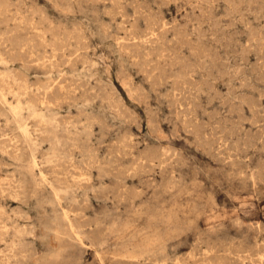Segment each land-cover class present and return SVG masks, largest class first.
Listing matches in <instances>:
<instances>
[{"label": "rangeland", "instance_id": "374dc122", "mask_svg": "<svg viewBox=\"0 0 264 264\" xmlns=\"http://www.w3.org/2000/svg\"><path fill=\"white\" fill-rule=\"evenodd\" d=\"M0 40V264H264V0H0Z\"/></svg>", "mask_w": 264, "mask_h": 264}, {"label": "bare ground", "instance_id": "6f19581e", "mask_svg": "<svg viewBox=\"0 0 264 264\" xmlns=\"http://www.w3.org/2000/svg\"><path fill=\"white\" fill-rule=\"evenodd\" d=\"M176 1V0H175ZM205 1V0H204ZM240 1V0H239ZM2 5V4H1ZM7 5V4H6ZM9 5H11V4H9ZM5 6V5H4ZM4 8V7H3ZM7 8V7H6ZM111 9V8H110ZM142 9V8H141ZM193 9V8H192ZM120 10V9H119ZM236 11V10H235ZM255 12V11H254ZM36 13V12H35ZM124 13V12H123ZM206 13V12H205ZM227 13V12H226ZM251 13V12H250ZM237 14V13H236ZM233 15V14H232ZM126 16H124V18H125ZM197 17V16H196ZM123 18V17H122ZM123 18V19H124ZM152 18V17H151ZM198 18V17H197ZM242 18V17H241ZM199 20V19H198ZM4 22V21H3ZM124 22V21H123ZM122 22V23H123ZM150 22V21H149ZM154 22V21H153ZM196 22V21H195ZM21 23V22H20ZM131 24V23H130ZM158 24V23H157ZM250 24V23H249ZM18 25H19V23H18ZM17 25V26H18ZM136 25V24H135ZM150 25V24H149ZM14 26H16V23H15V25ZM147 26V25H146ZM54 27V26H53ZM136 27V26H135ZM249 27H251V26H249ZM7 28H9V27H7ZM15 28V27H14ZM18 28H19V26H18ZM31 28V27H30ZM35 28V27H34ZM24 29V28H23ZM31 29H33V28H31ZM60 29V28H59ZM119 29V28H118ZM130 29V28H129ZM135 29V28H134ZM133 29V30H134ZM152 29V28H151ZM161 29V28H160ZM7 30V29H6ZM132 30V29H131ZM148 30V29H147ZM150 30V29H149ZM199 30V29H198ZM9 31H10V29H9ZM13 31V30H12ZM26 31V30H25ZM33 31V30H32ZM14 32H15V30H14ZM14 32H13V34H14ZM16 32H18V31H16ZM31 32V31H30ZM36 32V31H35ZM39 32V31H38ZM47 32V31H46ZM7 33V32H6ZM5 33V34H6ZM11 33V32H10ZM10 33H7V34H10ZM22 33V32H21ZM29 33V32H28ZM43 33V32H42ZM177 33V32H176ZM12 34V35H13ZM16 34V33H15ZM26 34V33H25ZM58 34V33H57ZM65 34H67V32H65ZM135 34V33H134ZM3 35V34H2ZM11 35V34H10ZM17 35V34H16ZM43 35V34H42ZM54 35V34H53ZM56 35V34H55ZM131 35V34H130ZM133 35V34H132ZM188 35V34H187ZM14 36V35H13ZM31 36V35H30ZM148 36V35H147ZM11 37V36H10ZM17 37V36H16ZM29 37V36H28ZM34 37H36V36H34ZM41 37L42 36H40V34H39V38L41 39ZM180 37V36H179ZM254 37V36H253ZM14 38V37H13ZM20 38H22V37H20ZM136 38V37H135ZM256 38V37H255ZM5 39H7V38H4L3 40L5 41ZM24 39H27V38H24ZM31 38L29 37V40H30ZM43 39V38H42ZM68 39V38H67ZM127 39V38H126ZM138 39V38H137ZM16 40V39H15ZM118 40V39H117ZM122 40V39H121ZM1 41V40H0ZM13 41V40H12ZM18 41V40H17ZM43 41V40H42ZM42 41H41V43H42ZM49 41V40H48ZM53 41V40H52ZM59 41V40H58ZM58 41H56L57 43H58ZM70 41V40H69ZM86 41V40H85ZM2 42V41H1ZM34 42V41H33ZM77 42V41H76ZM116 42V41H115ZM129 42V41H128ZM150 42V41H149ZM257 42V41H256ZM259 42H260V40H259ZM23 43V42H22ZM61 43V42H60ZM64 43V42H63ZM235 43V42H234ZM4 44V42L2 43V45ZM62 44V43H61ZM61 44H59V45H61ZM65 44V43H64ZM77 44H79V41H78V43ZM145 44V43H144ZM38 45H39V43H38ZM40 45H42V44H40ZM80 45H81V43H80ZM127 45V44H126ZM136 45H137V43H136ZM135 45V46H136ZM188 45V44H187ZM22 46V45H21ZM28 46V45H27ZM29 46H31V45H29ZM53 46V45H52ZM51 46V47H52ZM61 46H63V45H61ZM65 46H66V44H65ZM65 46H63V48H66ZM68 46H69V44H68ZM77 46V45H76ZM134 46V47H135ZM18 47H19V45H18ZM23 47V46H22ZM35 47H37V46H35ZM34 47V48H35ZM60 47V46H59ZM79 47V46H78ZM81 47V46H80ZM190 47V46H189ZM69 49H70V47H68ZM161 48V47H160ZM252 48V47H251ZM21 49V48H20ZM20 49H19V51H20ZM52 49V48H51ZM61 49V48H60ZM38 50H39V48H38ZM44 49H41L40 51L42 52ZM196 50V49H195ZM195 50H193V51H195ZM14 51V50H13ZM28 51V50H27ZM128 51V50H127ZM164 51V50H163ZM191 51V50H190ZM23 52H24V50H23ZM23 52H21V53H23ZM30 52V51H29ZM52 52V51H51ZM64 52H66V51H64ZM147 52V51H146ZM243 52V51H242ZM260 52V51H259ZM17 52H15V54H16ZM27 53V52H26ZM43 53H45V51L43 52ZM53 53V52H52ZM10 54V53H9ZM14 54V55H15ZM23 54H25V53H23ZM36 54H37V52H36ZM62 54V53H61ZM61 54H58V55H60L61 56ZM173 54V53H172ZM6 55V54H5ZM19 55H20V52H19ZM52 55V54H51ZM72 55V54H71ZM70 55V56H71ZM263 55V54H262ZM7 56V55H6ZM10 56V55H9ZM21 56V55H20ZM23 56V55H22ZM36 56V55H35ZM38 56V55H37ZM36 56V58H38ZM41 56V55H40ZM69 56V55H68ZM11 57H12V55H11ZM26 57V56H25ZM63 57V56H62ZM72 57V56H71ZM16 58H18V55H17V57H14V59H16ZM23 58V57H22ZM28 58V57H27ZM34 58V57H33ZM44 58H45V56H44ZM52 58H53V56H52ZM67 58V57H66ZM160 58V57H159ZM41 59V58H40ZM56 59V58H55ZM59 59V58H58ZM61 59V58H60ZM158 59V58H157ZM2 60V59H1ZM25 60L26 59H24L23 58V62H25ZM30 60H31V58H30ZM164 60V59H163ZM264 60V59H263ZM21 61V60H20ZM31 61H33V59L31 60ZM46 61V60H45ZM44 61V63H47V62H45ZM49 61V60H48ZM50 61H52V60H50ZM61 61H62V59H61ZM73 61V60H72ZM143 61H145V60H143ZM3 62V61H2ZM23 62H22V64H23ZM146 62V61H145ZM26 63V62H25ZM32 63V62H31ZM50 63V62H49ZM48 63V64H49ZM56 63H57V61H56ZM179 63V62H178ZM27 64H29V62L27 63ZM74 64V63H73ZM38 65H39V63H38ZM37 65V66H38ZM47 65V64H46ZM51 65V64H50ZM49 65V66H50ZM180 65V64H179ZM178 65V66H179ZM29 66H30V64H29ZM53 66V65H52ZM59 66V65H58ZM170 66V65H169ZM23 67H24V64H23ZM31 67V66H30ZM33 67H35V66H33ZM40 67V66H39ZM46 67H48V66H46ZM56 67V66H55ZM24 68H26V67H24ZM27 68H29V67H27ZM43 68H45L44 66L42 67V69ZM49 68V67H48ZM37 69H38V67H37ZM30 70V69H29ZM49 69H47L46 71H48ZM143 70V69H142ZM157 71V70H156ZM147 72V71H146ZM163 72V71H162ZM51 73V71L49 72V74ZM256 73V72H255ZM0 74H1V72H0ZM15 74V73H14ZM18 75V74H17ZM152 75V74H151ZM188 75V74H187ZM23 76H25V75H23ZM18 77H20L19 75H18ZM61 77V76H60ZM22 78V77H21ZM26 78H28V77H26ZM189 78V77H188ZM23 79H24V77H23ZM62 79H64V78H62ZM60 80H61V78H60ZM59 80V81H60ZM49 81V80H48ZM260 81V80H259ZM42 82V81H41ZM194 82H195V80H194ZM33 83V82H32ZM77 83V82H76ZM34 84V83H33ZM51 84V83H50ZM174 84V83H173ZM175 85V84H174ZM36 86V85H35ZM44 87H46L45 86V84L43 85ZM49 86H52V85H49ZM48 86V87H49ZM58 86V85H57ZM61 86V85H60ZM72 86H74V85H72ZM172 86V85H171ZM65 87L67 88V86L65 85ZM18 88V87H17ZM30 88H31V85H30ZM34 88V87H33ZM43 88V87H42ZM54 88H56L55 86H54ZM73 88V87H72ZM172 88V87H171ZM178 88V87H177ZM37 90H38V88H36ZM49 89V88H48ZM47 89V90H48ZM68 90H70V89H68ZM73 90H74V88H73ZM19 91V90H18ZM45 91V90H44ZM52 91V90H51ZM54 91V90H53ZM65 91H66V89H65ZM111 91V90H110ZM178 91V90H177ZM47 92V91H46ZM56 92H58V91H56ZM12 93H14V92H12ZM19 93V92H18ZM17 93V94H18ZM26 93V92H25ZM53 93V92H52ZM32 94V93H31ZM49 94V93H48ZM57 94V93H56ZM61 94V93H60ZM64 94V93H63ZM67 94V93H66ZM29 95V94H28ZM40 95V94H39ZM65 95V94H64ZM33 96V95H32ZM54 96V95H53ZM59 96V95H58ZM21 97V96H20ZM44 97V96H43ZM46 97V96H45ZM60 97H61V95H60ZM54 98V97H53ZM64 98V97H63ZM244 98V97H243ZM20 99V98H19ZM29 99V98H28ZM33 99V98H32ZM178 99V98H177ZM249 99V98H248ZM11 100V99H10ZM34 100H36V98L34 99ZM37 100H41L40 98L39 99H37ZM46 100V99H45ZM48 100V99H47ZM52 100V99H51ZM29 102V101H28ZM32 102V101H31ZM36 102V101H35ZM44 102V101H43ZM54 102V101H53ZM60 102H62V101H60ZM30 103V102H29ZM33 103V102H32ZM30 105V104H29ZM32 105V104H31ZM44 105H46V103L44 104ZM58 105V104H57ZM61 105V104H60ZM33 106V105H32ZM42 106V105H41ZM24 107V106H23ZM37 108V107H36ZM52 108V107H51ZM55 108V107H54ZM46 109V108H45ZM62 109V108H61ZM6 110V109H5ZM16 110V109H15ZM41 110V109H40ZM35 112V111H34ZM13 113V112H12ZM125 113V112H124ZM179 113V112H178ZM190 113V112H189ZM28 114V113H27ZM33 114H35V113H33ZM39 115V114H38ZM15 116H17V115H15ZM67 117V116H66ZM33 118V117H32ZM54 118V117H53ZM190 118V117H189ZM14 119H15V117H14ZM27 119H28V117H27ZM38 119V118H37ZM55 119V118H54ZM58 119V118H57ZM188 119V118H187ZM32 120V119H31ZM47 120V119H46ZM12 121V120H11ZM39 121V120H38ZM50 121V120H49ZM48 121V122H49ZM55 121H56V119H55ZM5 122V121H4ZM35 122V121H34ZM58 122V121H57ZM62 122V121H61ZM60 122V123H61ZM191 122V121H190ZM39 123V122H38ZM43 123V122H42ZM193 123V122H192ZM192 123L190 124V125H192ZM16 124V123H15ZM40 124V123H39ZM195 124V123H194ZM16 125H18V123L16 124ZM65 125V124H64ZM43 126H45L44 124H43ZM32 127H33V125H32ZM38 128H39V126H37ZM198 127V126H197ZM20 128V127H19ZM34 128H35V125H34ZM51 129V128H50ZM217 129V128H216ZM13 130V129H12ZM31 130H33V129H31ZM38 130V129H37ZM41 130H42V128H41ZM53 130V129H52ZM43 131H45L44 129H43ZM212 131H213V129H212ZM22 132V131H21ZM49 131H47V133H48ZM189 132V131H188ZM27 133L28 132H26L25 130L23 131V135H24V137L26 138V136H27ZM35 133V132H34ZM38 134H39V132H37ZM47 133H46V135H47ZM75 133V132H74ZM129 133H131V132H129ZM41 134V133H40ZM53 134V133H52ZM62 134V133H61ZM125 134V133H124ZM127 135V134H126ZM208 135V134H207ZM15 136V135H14ZM36 136V135H35ZM51 136V135H50ZM52 136H54V135H52ZM1 137V136H0ZM15 137H17V136H15ZM18 137H19V135H18ZM37 137V136H36ZM45 137V136H44ZM55 137V136H54ZM54 137H52V138H54ZM60 137V136H59ZM48 138H50V137H48ZM18 139V138H17ZM33 139V138H32ZM36 139V138H35ZM41 139H43V138H41ZM46 139H47V136H46ZM56 139V138H55ZM14 140H16V139H14ZM27 140H28V138H27ZM34 140V139H33ZM50 140H51V138H50ZM25 141V140H24ZM24 141H22V142H24ZM29 141V140H28ZM46 141V140H45ZM52 141V140H51ZM35 142V141H34ZM44 142V141H43ZM53 142V141H52ZM7 143H8V141H7ZM6 143V144H7ZM203 143V142H202ZM207 143V142H206ZM5 144V143H4ZM23 144V143H22ZM26 144V143H25ZM27 144H29V143H27ZM237 144V143H236ZM3 145V144H2ZM1 145V146H2ZM77 145V144H76ZM128 145V144H127ZM251 145V144H250ZM29 146V145H28ZM58 146V145H57ZM27 147V146H26ZM50 147H52V145L50 146ZM73 147H74V145H73ZM122 147V146H121ZM208 147V146H207ZM232 147V146H231ZM3 148V147H2ZM11 148V147H10ZM16 148V147H15ZM17 148H20V147H17ZM27 148H29V147H27ZM48 148V147H47ZM60 148H62V147H60ZM70 148H72V147H70ZM83 148V147H82ZM209 148V147H208ZM1 149V148H0ZM14 149V148H13ZM30 149V148H29ZM51 149V148H50ZM69 149V148H68ZM84 149V148H83ZM86 149V148H85ZM19 150V149H18ZM23 150V149H22ZM67 150V149H66ZM123 150V149H122ZM1 151H3V150H1ZM5 151V150H4ZM12 151H14V150H12ZM53 151V150H52ZM55 151V150H54ZM72 151H75V149L73 150L72 149ZM78 151V150H77ZM83 151V150H82ZM88 151V150H87ZM150 151V150H149ZM148 151V152H149ZM159 151V150H158ZM47 152V151H46ZM61 152V151H60ZM67 152H69V151H67ZM119 152V151H118ZM219 152V151H218ZM19 153H21V152H19ZM31 153V152H30ZM43 153V152H42ZM65 153V152H64ZM73 153V152H72ZM77 153V152H76ZM81 153H83V152H81ZM12 154V153H11ZM22 154V153H21ZM14 155V154H13ZM12 156V155H11ZM19 156H20V154H19ZM23 156V155H22ZM45 156H47L46 154H45ZM8 157V156H7ZM13 157V156H12ZM18 157V156H17ZM41 157V156H40ZM14 158H16V156L14 157ZM34 158V157H33ZM139 158V157H138ZM155 158V157H154ZM19 160H21V159H19ZM34 160V159H33ZM48 160H50V159H48ZM88 160V159H87ZM223 160V159H222ZM224 161V160H223ZM92 162V161H91ZM94 162V161H93ZM92 162V163H93ZM45 164H47V163H45ZM63 164V163H62ZM66 164V163H65ZM61 165V164H60ZM11 166V165H10ZM37 166V165H36ZM55 166V165H54ZM57 166V165H56ZM56 166H55V168H56ZM66 166V165H65ZM141 166H142V164H141ZM69 167V166H68ZM43 168V167H42ZM57 168H58V166H57ZM63 168H65V167H63ZM72 168V167H71ZM99 168V167H98ZM101 168V167H100ZM53 170H54V168H52ZM51 169V170H52ZM55 172V171H54ZM57 172V174H58V171H56ZM63 172V171H62ZM70 172V171H69ZM74 172V171H73ZM12 173V172H11ZM43 173V172H42ZM59 173H60V171H59ZM76 173V172H75ZM39 174H41L40 172H39ZM55 174V173H54ZM53 174V175H54ZM70 174H71V172H70ZM23 175V174H22ZM49 176H50V174H48ZM59 175H61V174H59ZM75 175V174H74ZM18 176V175H17ZM46 176V175H45ZM55 176V175H54ZM54 176H53V178H54ZM57 176V175H56ZM25 177V176H24ZM44 177V176H43ZM79 178H80V176H78ZM18 178V177H17ZM19 179V178H18ZM17 179V180H18ZM42 179V178H41ZM57 179H59L58 177H57ZM47 180V179H46ZM52 180H54V179H52ZM51 180V181H52ZM0 181H1V179H0ZM19 181V180H18ZM55 181V180H54ZM54 181H52V182H54ZM79 181V180H78ZM89 181V180H88ZM263 181V180H262ZM20 182V181H19ZM21 182H22V180H21ZM25 182V181H24ZM45 182V181H44ZM50 182V181H49ZM57 182H59V180L57 181ZM82 182V181H81ZM18 183V182H17ZM51 183V182H50ZM68 183V182H67ZM73 183V182H72ZM79 183V182H78ZM69 184V183H68ZM71 184V183H70ZM85 184V183H84ZM21 185V184H20ZM50 185V184H49ZM80 186V185H79ZM81 186H82V184H81ZM51 187V186H50ZM57 187V186H56ZM122 187V186H121ZM23 188V187H22ZM52 188H55L54 186H52ZM119 190V189H118ZM117 193V192H116ZM118 194H119V192H118ZM49 195V194H48ZM53 195V194H52ZM50 196V195H49ZM60 197H62V196H60ZM137 197V196H136ZM58 198H59V196H58ZM121 198H122V195H121ZM61 199V198H60ZM123 200V199H122ZM56 201V200H55ZM59 201V200H58ZM57 201V202H58ZM59 203V202H58ZM28 204V203H27ZM26 205V204H25ZM59 205V204H58ZM198 205V204H197ZM200 206V205H199ZM51 209H52V207H51V205H50V211H51ZM68 209V208H67ZM66 209V210H67ZM192 209V208H191ZM75 210H76V208H75ZM69 211V210H68ZM72 211V210H71ZM65 213H66V211H65ZM140 213H142L141 211H140ZM63 214V213H62ZM67 214V213H66ZM127 214V213H126ZM22 215V214H21ZM55 215V214H54ZM84 215V214H83ZM25 216V215H24ZM23 217V216H22ZM154 217V216H153ZM17 218H19V217H17ZM84 218H85V216H84ZM66 220V219H65ZM52 221V220H51ZM54 221V220H53ZM76 221V220H75ZM69 222V221H68ZM78 222V221H77ZM98 223V222H97ZM58 224V223H57ZM68 224V223H67ZM72 224H74V222H72ZM77 224V223H76ZM80 224V223H79ZM94 225H95V223H94ZM25 226V225H24ZM23 226V227H24ZM27 226V225H26ZM31 226V225H30ZM54 226H55V224H54ZM65 226V225H64ZM68 226V225H67ZM76 226V225H75ZM77 226H79V225H77ZM81 226V225H80ZM88 226H90V225H88ZM57 227V226H56ZM74 227V226H73ZM31 228V227H30ZM69 228V227H68ZM67 228V229H68ZM81 228H83V227H81ZM80 228V229H81ZM259 228V227H258ZM20 229V228H19ZM57 229H58V227H57ZM73 229V228H72ZM72 229H71V231H72ZM78 229V228H77ZM25 230V229H24ZM50 230V229H49ZM58 231V230H57ZM56 231V232H57ZM79 231V230H78ZM91 231H93V230H91ZM60 232V231H59ZM59 232H57V233H59ZM35 233V232H34ZM75 233H77L76 231H75ZM75 233H73V234H75ZM30 233H28V235H29ZM38 234V233H37ZM72 234V235H73ZM85 234V233H84ZM91 234H92V232H91ZM99 233H97L96 235H98ZM149 234V233H148ZM82 235H83V233H82ZM93 235V234H92ZM74 237V236H73ZM34 238V237H33ZM60 238V237H59ZM91 238H92V236H91ZM93 238H97L96 236L94 237V235H93ZM66 239V238H65ZM77 239V238H76ZM60 240V239H59ZM90 242L91 241H89L88 243L90 244ZM79 244V243H78ZM83 244V243H82ZM214 244V243H213ZM223 253H225V252H223ZM22 255V254H21ZM189 256V255H188ZM26 257V256H25ZM29 257V256H28ZM184 257V256H183ZM182 261V260H181ZM189 264V263H188ZM260 264V263H259Z\"/></svg>", "mask_w": 264, "mask_h": 264}]
</instances>
